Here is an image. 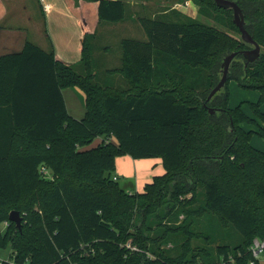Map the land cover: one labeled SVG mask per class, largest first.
<instances>
[{"label": "trees", "instance_id": "1", "mask_svg": "<svg viewBox=\"0 0 264 264\" xmlns=\"http://www.w3.org/2000/svg\"><path fill=\"white\" fill-rule=\"evenodd\" d=\"M234 1L264 46V0ZM93 2L101 20H124L126 1ZM207 6L198 13L211 10L217 22L226 13L240 32L233 9L215 0ZM139 20L146 39L122 41L119 70L131 82L127 91L95 82L89 34L83 75L53 47L31 40L0 55V222L14 210L26 222L23 230L10 219L5 231L0 227V248L11 245L13 253L1 264H198L199 258L250 264L254 258L253 240L264 237V150L251 143L255 134L264 138V52L249 62L242 51L254 46L242 36L178 11ZM233 52L226 84L209 99ZM232 80L261 92L249 103L253 115L241 104L229 106ZM71 86L86 93L81 119L67 110L63 89ZM124 155L159 157L165 172L143 191H128L116 175ZM217 223L233 224L241 241L217 244L215 255L191 252L193 239L213 241ZM179 232L186 238L174 256L163 246ZM129 241L140 251L122 246Z\"/></svg>", "mask_w": 264, "mask_h": 264}, {"label": "rangeland", "instance_id": "2", "mask_svg": "<svg viewBox=\"0 0 264 264\" xmlns=\"http://www.w3.org/2000/svg\"><path fill=\"white\" fill-rule=\"evenodd\" d=\"M126 1L127 8L125 18L121 22L112 23L101 20L95 3L93 0H70L72 8L81 16L86 18L89 23L90 33L89 41L92 47V58L95 68V82L101 86L109 89H114L117 91H127L131 88L130 81L119 71L123 64V47L122 41L124 39H135V40H145L146 32L142 25L140 24L141 17H158L162 15V12L170 10L168 14H173V12H180L186 16L198 18L199 20L209 23L213 26L218 27L227 34L241 39V33L232 27L230 23V17L228 14L223 13L219 15L220 21L217 22L215 18L211 16V10H205L204 12L208 15H200L198 13L202 7L207 6L211 0H192L190 5H186V0H124ZM133 1V2H132ZM201 2V3H200ZM182 4L184 8H177L173 10L172 7ZM202 7L200 8V5ZM212 4V2H211ZM21 5H26L30 11L33 18L37 19L39 14V4L37 0H10L8 7L18 8ZM6 8V10L8 9ZM211 8L212 5H210ZM181 9V10H179ZM134 11H138L137 17ZM202 11V10H201ZM33 34L36 37L39 34L37 30H33ZM41 36V35H40ZM48 40H46V43ZM36 43V42H35ZM39 43V44H38ZM39 46H44V49L50 50V43L47 46L45 43L38 42ZM262 51L264 52V46L261 45ZM43 48V47H42ZM75 70L79 74H85V65L73 64ZM230 88V98L229 106L236 107L241 104L242 108L246 110L247 113L251 114L249 102H257L260 98L261 92L256 89H247L236 81L232 80L229 83ZM247 100V101H246ZM264 110V104H263ZM161 166L162 164L159 163ZM119 175V174H118ZM119 183L124 188H134L135 176H122L119 175ZM38 205V204H37ZM36 205V206H37ZM24 216H27L26 211L23 212ZM180 220L184 219V215L179 216ZM22 230L25 227L26 222L23 220ZM9 219H5L0 222V227L2 231H5L9 226ZM16 223H12L15 227ZM213 241H207L204 238L193 239L191 245V252L195 250L196 252L202 250H209L211 254H216V245L219 243L228 244L234 246L239 243L242 239L241 233L234 227L233 224L228 226H221L219 223L213 224ZM16 231H11V235H15ZM186 236L179 232L172 236L171 242L165 244L163 247L169 249L170 254L178 255L181 251V242L184 241ZM0 257L11 258L13 257L11 245L6 248H0ZM198 264H202V259H197ZM260 261L264 264V253L260 257Z\"/></svg>", "mask_w": 264, "mask_h": 264}, {"label": "crops", "instance_id": "3", "mask_svg": "<svg viewBox=\"0 0 264 264\" xmlns=\"http://www.w3.org/2000/svg\"><path fill=\"white\" fill-rule=\"evenodd\" d=\"M37 2L39 14L35 19L26 5L18 6V8L8 7L10 0H0V55L20 51L25 42L31 40L36 43H45L47 46L49 42L58 57L67 64L83 63L82 46L86 35L90 33L86 18L72 8L70 0H37ZM177 8H184V6L172 7V9ZM169 11L166 10L162 14ZM134 13L137 17L138 11ZM34 29L41 36L36 37L33 34ZM146 37L147 35L144 38ZM46 40H48L47 43ZM41 47L44 48V46ZM63 95L68 112L75 118H83L87 111L86 93L78 86H71L63 89ZM249 115H253L252 110ZM257 120L261 123L258 118ZM242 126L247 130H257V127L251 124L243 123ZM111 140L118 143L115 137ZM100 141L101 138H97L88 148L96 146ZM251 143L256 148L264 150V138L259 135L255 134ZM159 163L162 165L160 166ZM164 172L163 161L159 157L146 159H134L129 155L117 157L118 178L120 179L119 175L135 176L134 188H125L128 191H143L147 182L151 181L155 175ZM260 263L263 264L261 261Z\"/></svg>", "mask_w": 264, "mask_h": 264}, {"label": "water", "instance_id": "4", "mask_svg": "<svg viewBox=\"0 0 264 264\" xmlns=\"http://www.w3.org/2000/svg\"><path fill=\"white\" fill-rule=\"evenodd\" d=\"M217 5L221 8L225 9H233L234 13V23L239 27L242 39L253 45L254 47L251 49H246L242 51V54L247 58L249 62L255 61L260 55L262 51L261 45L254 39V37L250 34V32L247 30L245 26V17L243 10L239 6V4L234 0H215ZM237 55V52H233L229 54L223 62V70H222V77L220 81L217 83V85L212 89V91L209 94V99H211L219 90L222 89V87L226 84L228 80V74L229 69L231 66V62L234 59V57ZM211 112H214V109H210ZM9 219L16 223V226L19 229H22L23 225V216L20 214L19 211H12L10 213Z\"/></svg>", "mask_w": 264, "mask_h": 264}, {"label": "built area", "instance_id": "5", "mask_svg": "<svg viewBox=\"0 0 264 264\" xmlns=\"http://www.w3.org/2000/svg\"><path fill=\"white\" fill-rule=\"evenodd\" d=\"M186 5H190V1H186L185 2ZM177 5V6H181ZM43 170L46 171V169L43 167ZM115 179H117V177H114ZM122 246H126L127 248L131 249L132 251H140V249L137 246L132 245V241L127 242L126 244H123ZM250 251L253 255V259L250 261V264H255L256 260L260 261V257L261 255L264 253V237H256L253 240V243L250 247ZM148 256L153 258V255L150 252H147ZM5 258L0 257V264L2 263V261H4ZM11 264H18L15 261H12ZM76 264V263H73Z\"/></svg>", "mask_w": 264, "mask_h": 264}]
</instances>
